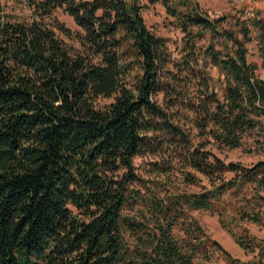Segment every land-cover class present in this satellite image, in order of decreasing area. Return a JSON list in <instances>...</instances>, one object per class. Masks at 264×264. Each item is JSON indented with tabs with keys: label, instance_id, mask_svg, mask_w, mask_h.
I'll return each mask as SVG.
<instances>
[{
	"label": "trees",
	"instance_id": "trees-1",
	"mask_svg": "<svg viewBox=\"0 0 264 264\" xmlns=\"http://www.w3.org/2000/svg\"><path fill=\"white\" fill-rule=\"evenodd\" d=\"M142 1L23 0L28 19L0 8V264H264V239L243 226L264 228V160L225 162L206 149L209 140L236 148L246 134L264 139V79L246 59L252 25L264 69V20L147 0L186 35L171 59ZM56 8L82 31V51L44 23ZM204 31L223 49L209 43L197 57ZM203 63L223 75L221 96ZM99 96L114 100L96 108ZM143 155L155 158L148 172L158 182L136 174L133 158ZM185 169L199 189L167 187ZM192 210L216 212L251 257L207 237Z\"/></svg>",
	"mask_w": 264,
	"mask_h": 264
},
{
	"label": "rangeland",
	"instance_id": "rangeland-1",
	"mask_svg": "<svg viewBox=\"0 0 264 264\" xmlns=\"http://www.w3.org/2000/svg\"><path fill=\"white\" fill-rule=\"evenodd\" d=\"M179 1V2H178ZM182 0H170L171 5H175L181 11H186L193 5L197 7V11L207 16L210 19H218L224 15H236L241 21L250 22L253 19L247 18L245 13H247L248 8H253L256 10L257 15L264 20V0H187L186 4L181 3ZM143 8L141 11L143 20L147 29L153 33V35L162 37L165 39L166 51L171 59H178L182 56V48L184 45V40H186V35L177 26V21L166 12L163 4L158 1L153 4L147 2V0L142 1ZM0 8L4 14L13 15L14 18L28 19L30 11L25 7L23 0H0ZM47 26L52 27L56 35L63 41L67 48L72 51H82V46L77 38L81 35L82 31L74 23L71 16L64 12L63 8H56L51 13L49 17L43 19ZM57 24L63 25L69 30L71 35L67 36L62 33L58 28ZM227 28L226 21L218 25V29ZM250 38L251 40L246 44L247 54L246 59L249 63H254L257 66L255 74L264 79V69L261 67L262 58L259 51V32L250 25ZM192 32L196 31V28L191 29ZM194 51L198 57V53L201 49L207 46L209 43H213L214 47L217 49H223L222 40L219 38L212 39L210 32L204 31L203 36H195ZM97 59V58H94ZM199 64H201V59L199 58ZM205 71L211 79L213 90L217 92L219 96L222 95L223 86V75L218 70L217 67L211 66L210 64H205ZM135 72H139L137 67H134L132 71H129L127 81L132 83V77ZM114 100V96L111 97H96L93 101L96 108H103L107 104ZM206 149L212 154L216 155L225 162L233 161L239 162L243 165H251L258 160H264V139L262 136H256L255 134H246L242 138V143L239 147L228 148L225 146H219L212 143L211 140L206 144ZM155 160L151 155L136 156L133 158V164L135 172L138 176L143 178H149L153 183L158 181L154 180L152 174L148 172L151 168L150 161ZM184 171H173V175L167 178L170 184L175 189L179 190H198L200 186L187 185L183 180ZM194 174L201 178L202 183L206 184V179H204L198 173ZM166 180L165 177H162ZM153 185V184H149ZM190 214L198 220L199 224L203 228V231L207 237L216 240L224 249H226L234 257L240 259H246L251 257V254H246L232 238L231 234L222 228L218 215L214 211H204V210H192ZM249 232L255 235L258 239H264V228H261L252 223H243ZM174 235L178 238L183 236L180 226H175L173 229ZM222 262V261H221ZM220 262V263H221Z\"/></svg>",
	"mask_w": 264,
	"mask_h": 264
},
{
	"label": "built area",
	"instance_id": "built-area-1",
	"mask_svg": "<svg viewBox=\"0 0 264 264\" xmlns=\"http://www.w3.org/2000/svg\"><path fill=\"white\" fill-rule=\"evenodd\" d=\"M245 16H246L247 18H252V19H262V18H260V17L257 15L256 10H254V9L251 8V7L247 9V13H245Z\"/></svg>",
	"mask_w": 264,
	"mask_h": 264
}]
</instances>
